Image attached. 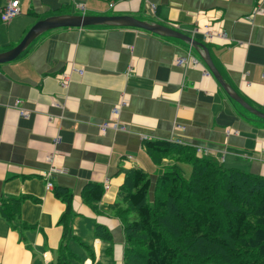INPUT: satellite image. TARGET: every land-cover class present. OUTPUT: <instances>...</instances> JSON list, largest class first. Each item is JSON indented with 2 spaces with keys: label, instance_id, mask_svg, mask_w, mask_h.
Returning <instances> with one entry per match:
<instances>
[{
  "label": "crops",
  "instance_id": "crops-1",
  "mask_svg": "<svg viewBox=\"0 0 264 264\" xmlns=\"http://www.w3.org/2000/svg\"><path fill=\"white\" fill-rule=\"evenodd\" d=\"M12 1L0 0V11ZM18 1L21 15L0 19V54L51 17H133L205 45L226 83L264 113V0ZM208 29L215 36L206 42ZM189 51L202 61L181 41L109 25L49 31L0 65V206L22 200L12 224L0 214V264L56 263L67 209L58 193L72 197L69 237L95 258L75 240L70 250L84 264H125L124 223L113 207L126 175L141 169L154 185L173 163L154 158L147 142L179 140L227 168L264 177V121L231 100L212 74L204 77V63L177 66ZM121 100L126 130L102 131ZM50 156L63 174L48 191ZM91 185L100 186L99 201L84 199ZM96 227L107 230L109 243L95 236Z\"/></svg>",
  "mask_w": 264,
  "mask_h": 264
},
{
  "label": "trees",
  "instance_id": "trees-1",
  "mask_svg": "<svg viewBox=\"0 0 264 264\" xmlns=\"http://www.w3.org/2000/svg\"><path fill=\"white\" fill-rule=\"evenodd\" d=\"M1 12V11H0ZM155 158L170 159L152 185L141 169L127 173L114 210L124 223L125 264H264V177L230 169L199 156L193 147L170 141L147 142ZM191 167L189 177L184 166ZM84 199L100 200V186L91 185ZM93 192V196L89 194ZM67 206L56 263L84 264L70 250L75 240L95 258L89 247L69 237L72 197L57 194ZM22 200L0 206L12 224ZM95 236L111 241L102 227Z\"/></svg>",
  "mask_w": 264,
  "mask_h": 264
},
{
  "label": "water",
  "instance_id": "water-1",
  "mask_svg": "<svg viewBox=\"0 0 264 264\" xmlns=\"http://www.w3.org/2000/svg\"><path fill=\"white\" fill-rule=\"evenodd\" d=\"M109 25L140 29L155 35L175 39L188 44L200 54L203 63L206 65L207 69L213 75L219 85L224 89L229 98L253 116L264 121V113L250 105L230 85H228V83H226L221 73L214 65L209 49L205 45L173 29L154 23L140 21L133 17H96L82 15L51 17L39 21L30 29V31L26 34L24 39L17 47L8 52L0 54V65L8 64L17 60L39 36L49 31L57 29H84L89 27Z\"/></svg>",
  "mask_w": 264,
  "mask_h": 264
},
{
  "label": "built area",
  "instance_id": "built-area-1",
  "mask_svg": "<svg viewBox=\"0 0 264 264\" xmlns=\"http://www.w3.org/2000/svg\"><path fill=\"white\" fill-rule=\"evenodd\" d=\"M146 2H149V0H146ZM110 6H113L110 5ZM79 8L83 9L82 6H80ZM155 10H156V6L150 4L149 6V11L153 14H155ZM22 10L20 7V2L17 1H12L10 2L5 8H3L0 12V19L3 23L7 24L9 22H11L14 18L18 17L19 15H21ZM219 35L224 38V39H229L228 35L224 32L219 33ZM215 33H213L211 30L208 29L207 32L204 33V38L206 42L212 41V39H214ZM175 64L177 66L183 67L184 69H189V68H193L199 65H202L203 62L200 59H197L191 51H189L184 57H180L177 58L175 61ZM204 65V64H203ZM132 68L129 69V71L131 72ZM79 73H83V71H79ZM204 77H211V73L209 72V70L206 68L204 70ZM60 81H61V86L66 88L67 87V80L68 77L66 75H61L59 77ZM21 104L20 101L16 102V106H19ZM126 106V102L124 100H121L117 105H115V107L112 110V118L109 122L105 123L102 125L101 130L106 132L107 129H114V130H120V131H125L126 128L119 122L120 119V115L122 112V109ZM21 116H27L25 111H21ZM59 139L56 140V143H58ZM170 142L173 143H177V144H182L181 141L179 140H174L171 139ZM184 145V144H182ZM203 151L198 150L197 154L199 156H203ZM131 159V158H130ZM48 163L50 164V169L43 173V176L46 180V189L48 191H51L54 187L53 184L51 182V179L54 175L57 174H63V171L58 169L57 167H55L54 165H52L54 163V157L50 156L47 159ZM106 188H108V183H106L105 185Z\"/></svg>",
  "mask_w": 264,
  "mask_h": 264
},
{
  "label": "rangeland",
  "instance_id": "rangeland-1",
  "mask_svg": "<svg viewBox=\"0 0 264 264\" xmlns=\"http://www.w3.org/2000/svg\"><path fill=\"white\" fill-rule=\"evenodd\" d=\"M183 169H184L185 176L186 177H189L190 176V173H191V167L190 166L188 167L186 165V166L183 167Z\"/></svg>",
  "mask_w": 264,
  "mask_h": 264
}]
</instances>
